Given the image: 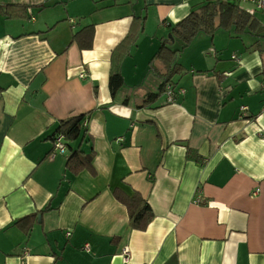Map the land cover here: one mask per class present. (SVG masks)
Returning a JSON list of instances; mask_svg holds the SVG:
<instances>
[{"label":"crops","instance_id":"obj_1","mask_svg":"<svg viewBox=\"0 0 264 264\" xmlns=\"http://www.w3.org/2000/svg\"><path fill=\"white\" fill-rule=\"evenodd\" d=\"M201 1L0 0L27 16L0 11V264H264V13L256 33L195 38L173 104L149 68ZM89 26L81 49L73 37ZM119 50L130 54L111 96ZM89 112L91 167L73 175L68 151L51 158L52 135ZM115 191L148 203L144 232ZM30 215L27 232L15 226Z\"/></svg>","mask_w":264,"mask_h":264},{"label":"trees","instance_id":"obj_2","mask_svg":"<svg viewBox=\"0 0 264 264\" xmlns=\"http://www.w3.org/2000/svg\"><path fill=\"white\" fill-rule=\"evenodd\" d=\"M14 7L18 8V6H5L0 7V11L7 18H27L25 12H22L20 16L13 13ZM134 20L140 19L134 18ZM258 29L257 21L241 10L236 3L228 0H202L183 20L170 27L168 35L171 38L160 39L159 48L149 63L150 72L161 82L159 93L164 92L167 85H174V77L183 73L184 70L177 63V58L199 34L212 36L216 31L222 30L223 32H233L234 35L239 36L256 33ZM92 37L93 28L89 26L76 33L73 40L77 42L81 49H89L91 48ZM86 38H89L88 44H85ZM130 38L135 41L132 29L124 41H128ZM129 54V50H119L115 57L112 53L108 75V87L111 96L123 86L120 63ZM116 57L118 58L116 59ZM153 60L160 62V69L156 70L152 67ZM156 97V95H150L147 101H151ZM90 114L89 112L58 121L52 135V141L56 135L63 137L66 150L69 152L65 168L73 175L91 167L90 159L81 149L87 136L86 128ZM114 196L126 208L129 228L133 231L144 232L153 219V212L148 203L136 192L131 196H126L119 191H115ZM48 210V207L45 208V211ZM34 217V215L26 216L18 220L15 226L27 232L24 229V224Z\"/></svg>","mask_w":264,"mask_h":264},{"label":"built area","instance_id":"obj_3","mask_svg":"<svg viewBox=\"0 0 264 264\" xmlns=\"http://www.w3.org/2000/svg\"><path fill=\"white\" fill-rule=\"evenodd\" d=\"M230 2H234L237 6L245 11L247 14L252 16L256 12L264 13V0H228ZM245 5H249L250 9H244ZM85 77V75L81 74L80 78ZM165 101L166 103L173 104L175 103L178 96H182L185 94V90L178 88L176 89L175 86L169 84L165 87L164 92ZM243 109V108H242ZM261 111L264 112V107L261 108ZM67 154L66 146L64 144V139L61 135H56L53 139V146L50 153L51 158L56 157L57 155L65 156ZM254 192L253 194H255ZM69 236V233L66 234ZM85 250H87L88 246H84ZM124 259L127 260L128 257V250H123Z\"/></svg>","mask_w":264,"mask_h":264},{"label":"water","instance_id":"obj_4","mask_svg":"<svg viewBox=\"0 0 264 264\" xmlns=\"http://www.w3.org/2000/svg\"><path fill=\"white\" fill-rule=\"evenodd\" d=\"M167 37H168V38H171V36H170V35H167ZM38 219H39V216H38Z\"/></svg>","mask_w":264,"mask_h":264},{"label":"rangeland","instance_id":"obj_5","mask_svg":"<svg viewBox=\"0 0 264 264\" xmlns=\"http://www.w3.org/2000/svg\"><path fill=\"white\" fill-rule=\"evenodd\" d=\"M132 2H134L135 0H131Z\"/></svg>","mask_w":264,"mask_h":264}]
</instances>
